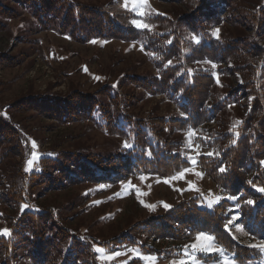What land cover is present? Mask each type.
<instances>
[{
    "label": "trees",
    "instance_id": "obj_1",
    "mask_svg": "<svg viewBox=\"0 0 264 264\" xmlns=\"http://www.w3.org/2000/svg\"><path fill=\"white\" fill-rule=\"evenodd\" d=\"M156 1L177 2L180 7L146 16L143 21L151 27L141 30L132 24L138 16L125 8L123 0H0V28L24 9L39 29L77 42L102 38L139 44L155 71L120 74L118 80L148 95H162L176 108L173 115L139 116L128 110L137 96L111 83L89 92L74 87L66 93L32 92L0 102V172L4 174L0 202L14 210L1 215L11 235L0 236V264H100L94 245L110 251L132 248L138 241L132 230L168 242L205 232L225 250L224 257L235 254V264L260 256L257 248L238 242L224 225L239 213L235 222L247 234L264 240V192L257 190L264 187V0ZM217 29L219 38L213 35ZM17 63L13 56L0 53V66ZM245 97L247 106L241 104ZM28 111L61 124L88 121L132 147L104 152L55 146L40 154L29 170L30 136L13 116ZM219 116L227 121L225 127L207 129ZM189 130L203 150L197 166L223 191L213 207L201 206L198 196L185 198L102 241L73 232L67 226L69 218L59 211L33 205L46 190L83 182H118L127 174L176 175L192 165L188 149L172 136ZM209 152L213 156L203 155ZM219 167L226 171L219 172ZM248 200L253 203L247 204ZM180 254L178 249L171 255L181 258ZM199 257L203 262L211 257L219 260L217 253Z\"/></svg>",
    "mask_w": 264,
    "mask_h": 264
},
{
    "label": "rangeland",
    "instance_id": "obj_2",
    "mask_svg": "<svg viewBox=\"0 0 264 264\" xmlns=\"http://www.w3.org/2000/svg\"><path fill=\"white\" fill-rule=\"evenodd\" d=\"M93 1L98 3L103 0ZM123 1L125 4V0ZM127 7L131 10L133 5L129 2ZM139 7L141 6L137 7V11ZM142 7L148 13L147 16H150L154 13H172L180 5L177 2L147 0V4ZM1 52L13 56L19 62L14 66H0V102L3 104L32 92L66 93L74 87L89 92L96 90L104 83H111L137 96L138 99L134 100L133 106H130L128 110L139 116L176 113L173 103L164 96L148 95L141 89L133 88L130 84L118 80L120 74L142 75L155 71L152 60L137 43L102 38L91 39L85 43L77 42L52 30L39 29L32 21L29 11L22 9L18 18L7 20L6 27L0 28ZM235 78L236 80L233 79V81L239 84V77L235 75ZM248 100L245 97L241 104L247 106ZM13 116L27 129L31 146L33 141L37 145L36 148L32 147V154L35 152L36 157L33 159L31 154L29 160H33V163L27 164L29 170L33 169L40 154L55 146L69 149L81 147L89 151L110 152L115 147L124 145L119 137L97 130L88 121L61 124L53 119L37 116L33 111L13 113ZM226 122L219 116L206 127L210 131L214 128H224ZM194 134L195 132L189 130L176 132L172 136L180 143L182 142L183 146L188 149L187 155L193 157L203 151L194 139ZM15 160L17 161L18 158ZM189 169L190 171L182 179H170L177 174L169 177L127 174L118 182L109 180L83 182L64 189L46 190L36 196L33 205L49 207L59 211L62 216H67L69 218L67 226L73 232L109 241L110 237L120 236L131 225L145 220L149 215L166 210L161 202L171 206L182 199L198 196L199 204L208 206V200L215 201L216 196L223 194V191L218 189L207 175H196L197 172L203 173L197 165ZM142 176L144 179H141ZM166 180L170 182H165ZM3 181L4 174L0 172V183ZM189 182L199 191L189 190ZM2 187L0 185V189ZM5 213L13 214L14 210L11 206L0 202V229L8 228L6 219L1 216ZM229 230L238 242L246 246L264 243V240H258L247 234L235 221L229 225ZM130 233L138 240L132 248L110 251L94 245V249L97 247L104 249L103 252H96L99 263L131 264L133 258H136L135 264H179L182 259L188 260L190 264L193 260L196 264H223L225 258L217 254L219 260L212 261L211 257L209 261L203 262L199 257L201 252H197L193 257L191 255L193 243H212L213 247L218 248L212 241L202 239L197 242L196 236L168 242L163 239L156 241L147 238L146 235L136 234L133 230ZM165 245L176 246L181 251L182 259L171 255L177 253L178 249H165ZM185 246L189 247L187 257L184 255ZM133 249L142 256L154 259L137 258L134 256ZM258 251L260 256L257 259L243 264H264V252L259 249ZM115 253H120V255H115ZM212 254L214 253L208 255ZM228 257L232 264H235L232 257L229 255Z\"/></svg>",
    "mask_w": 264,
    "mask_h": 264
},
{
    "label": "snow or ice",
    "instance_id": "obj_3",
    "mask_svg": "<svg viewBox=\"0 0 264 264\" xmlns=\"http://www.w3.org/2000/svg\"><path fill=\"white\" fill-rule=\"evenodd\" d=\"M131 3L133 5L132 7V11L138 16L140 17V19H134L132 21V24L137 27L138 29H150V25L147 24V23H144L143 22V19L148 15V13H146L144 10H143V7L142 5H145L147 4V0H125V8H127L128 6V3ZM138 6H141L139 7V10L137 11V7ZM218 33H219V29L215 30V32L213 33L214 36H216L217 38L218 37ZM192 39L194 40V42L196 43H199V38L193 36ZM172 62L171 61H168V64L170 65ZM213 67H215V65H213ZM85 71H87V69H85ZM189 72H191V70H189ZM97 79H99V77H97ZM183 115V113H182ZM189 135H191V133H189ZM232 143H235V141H232ZM36 142L33 141L32 142V147L33 148H36ZM124 147L125 148H131L132 145L129 144L127 141L124 142ZM151 153H149L150 155ZM33 159H35L36 157V153L33 152ZM201 155V153H197V155L195 157L191 156V155H188L187 157V160H188V163L190 165H192L193 167L197 165L198 163V159H199V156ZM203 155H206V156H213V153L212 152H209V153H206V154H203ZM216 155H219V153H216ZM33 163V160H28L27 161V164L28 165H31ZM262 164H264V161L261 162ZM190 169L189 168H184L182 169L176 176H173L171 177L170 179H182L184 177V175L189 172ZM219 172L221 173H224L226 171V169L224 167H219L218 169ZM196 175L198 176H202L203 173H199L197 172ZM141 179H144V177L142 176ZM165 182H170V180H166ZM249 184H251L254 188H257V186L255 184L252 183V181H248ZM189 185H190V189L189 190H192V189H195L196 191H199V189H196L194 185L191 184V182H189ZM134 187V186H133ZM258 191L260 192H264V187H259L257 188ZM201 196H203V193H201ZM222 199V197L220 196H216L215 197V201L213 200H208V206L209 207H213L214 206V203H218L220 200ZM227 199H237L236 197H233V196H228ZM143 203V202H142ZM164 206L165 209H169L171 206L166 204V203H163L161 202ZM247 204H252L253 201L252 200H248L246 201ZM146 207H153L152 205H145ZM23 207H28V205H24ZM235 207L237 209H239L240 207V204L237 203L235 205ZM238 216H239V213H237L236 215H234L232 217L231 220H229L225 225H224V228L226 230H229V225L232 224L235 220L238 219ZM11 235V229H8V228H3V229H0V236H4V237H9ZM206 240V241H212L213 243L215 242V237L214 236H211L205 232H199L196 234V241L199 242L201 240ZM250 247H253V248H257L259 250H261L262 252H264V243H257V244H254V245H249ZM95 251L96 252H103L104 249L102 248H95ZM134 252V256L137 257V258H142V259H145V260H150V259H154L152 257H146V256H142L141 253H139L137 250H132ZM197 252H201L205 255H208L209 253H217L219 254L220 256H224V253H225V250L223 248H215L212 246V243H208V244H198V243H193L191 245V255L194 257L196 255ZM115 255H120V253H115ZM184 255L187 257L189 255V247L188 246H185L184 247ZM234 256L235 254H232V257L234 259ZM179 264H189V261L188 260H185V259H182L179 261ZM191 264H196V262L193 260L191 262ZM223 264H232V261L229 260L227 257L224 258L223 260Z\"/></svg>",
    "mask_w": 264,
    "mask_h": 264
}]
</instances>
